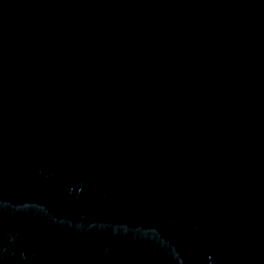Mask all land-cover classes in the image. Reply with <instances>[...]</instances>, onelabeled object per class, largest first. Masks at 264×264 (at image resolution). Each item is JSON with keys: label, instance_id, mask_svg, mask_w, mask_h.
I'll use <instances>...</instances> for the list:
<instances>
[{"label": "water", "instance_id": "1", "mask_svg": "<svg viewBox=\"0 0 264 264\" xmlns=\"http://www.w3.org/2000/svg\"><path fill=\"white\" fill-rule=\"evenodd\" d=\"M0 264H264V0H0Z\"/></svg>", "mask_w": 264, "mask_h": 264}]
</instances>
